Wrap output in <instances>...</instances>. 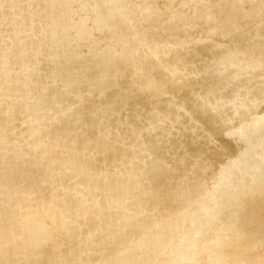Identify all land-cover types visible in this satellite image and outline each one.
Here are the masks:
<instances>
[{
    "label": "rangeland",
    "instance_id": "rangeland-1",
    "mask_svg": "<svg viewBox=\"0 0 264 264\" xmlns=\"http://www.w3.org/2000/svg\"><path fill=\"white\" fill-rule=\"evenodd\" d=\"M185 1L0 0V10L8 12L0 18V28L17 22L16 32H0V102L4 107L8 101L7 113L0 117V217L8 222L25 218V227L38 220L40 233L45 234L40 236L41 249L27 257L16 252L18 249L10 250L0 264H52L55 260L53 264H62L61 258L66 255L71 258L70 264H113L119 252L131 253L129 244L135 246L134 256L141 254L151 262L159 249L145 254L138 246L148 235L129 238L130 231L145 227L147 234L160 233L163 223L167 224L170 217L185 215L195 203L189 192L195 185L204 190L199 205L217 209L215 227L219 228H213L210 234L225 231L219 241L206 243L202 249L209 252L220 247L228 234L230 243L242 247L241 251H234L230 245L224 248L223 253L234 261L231 264H264V254L247 251L249 244L257 247V237L264 242V182L259 180L264 171L242 162L235 153L236 148L252 153V157L263 159L264 166V0H240L238 4L233 0ZM46 10L43 20L53 25L51 42L45 40L42 21ZM154 10L156 15H150L149 11ZM70 13L73 17L67 22ZM35 37H39L37 44ZM16 39L34 44L20 52L32 55L22 68L8 60ZM42 43L45 61L55 54L57 67L60 60V83L54 92H47V98L52 99V94L64 98L63 94L69 92L71 114L63 111L57 116L47 115L53 106L62 104L59 98L30 115L18 111L24 97L11 84L13 73L22 74L29 94L45 84V67L39 57ZM66 43L67 50L61 49ZM73 43H80V50L87 52L71 53L77 48ZM209 47L217 52L211 53ZM137 55L141 56L140 62L134 60ZM211 62L219 69L217 79L205 93L208 96H192L190 81H200L198 72ZM151 72L169 78L176 75L170 79L175 84L164 87L170 91L162 97L143 94L138 103H121L126 100L124 94L129 93L125 90L133 87L129 84L141 77L147 80ZM74 79L84 84L75 85ZM97 83L102 86L96 90H108L103 98L93 93L81 96L83 87L92 89ZM139 91L142 93V88ZM195 91L199 93L200 88ZM118 94L124 97L117 98ZM150 112L155 116H148ZM194 116L197 123H191ZM170 117L178 120L177 125L187 126L183 130L175 128ZM48 126L42 134L47 138L43 147L38 141L42 136L36 132ZM225 132L228 141L223 140ZM235 172L238 174L232 177L231 186L235 178L236 195L224 198L221 192L229 190L228 178ZM125 192L128 196L140 195L141 206L131 210L133 202L128 199L115 203L116 197ZM34 203L33 216L38 214V219L31 221L27 204ZM229 224L237 228L226 229ZM258 249L262 251L264 245ZM160 259L163 263L173 262L165 256Z\"/></svg>",
    "mask_w": 264,
    "mask_h": 264
},
{
    "label": "bare ground",
    "instance_id": "bare-ground-1",
    "mask_svg": "<svg viewBox=\"0 0 264 264\" xmlns=\"http://www.w3.org/2000/svg\"><path fill=\"white\" fill-rule=\"evenodd\" d=\"M187 1V0H186ZM185 1V3H186ZM201 1V0H199ZM230 1V0H228ZM236 4L239 3L240 0H233ZM184 2V0H183ZM196 3V1H194ZM238 2V3H237ZM184 3V4H185ZM188 3L189 0H188ZM193 3V4H195ZM219 3V2H218ZM222 3V2H221ZM243 3V2H242ZM187 4V3H186ZM192 4V5H193ZM220 4V3H219ZM224 6V4H223ZM195 9V7L193 8ZM4 10V9H3ZM3 10H0V18L2 17H5L7 15L6 14H3ZM196 10V9H195ZM194 10V11H195ZM48 10H46V12L44 11V15H42V21H43V25H45L46 27L45 30H46V33H45V40L46 42H51L52 41V37L51 36L53 33H52V26L53 25H48L46 23L45 20H43L44 16L47 14ZM239 12V11H238ZM46 13V14H45ZM157 13V10H154V11H149V14L152 15V16H155ZM196 13V12H194ZM209 15V14H208ZM233 15V14H232ZM235 15V14H234ZM236 15H237V12H236ZM184 17L183 15H180V17ZM207 16V15H206ZM231 16V15H230ZM229 16V17H230ZM73 17V14L70 13L68 16H67V22H70L71 19ZM207 17H210V16H207ZM151 20L154 19L152 17H150ZM178 18V17H177ZM205 18V17H204ZM203 18V19H204ZM211 18V17H210ZM234 18V16H233ZM231 18V19H233ZM209 19V18H208ZM174 20V19H173ZM182 20V19H181ZM154 21V20H153ZM175 21V20H174ZM174 21H170V22H173ZM234 21V20H233ZM88 22V21H87ZM87 22L85 24H87ZM204 23V22H203ZM171 24V23H170ZM205 24V23H204ZM207 24V23H206ZM236 25V24H235ZM170 26V25H169ZM176 26V25H174ZM172 27V26H171ZM187 27V26H186ZM78 28H80V31H82V28H81V25L78 26ZM173 28V27H172ZM167 29V27H166ZM169 29V28H168ZM176 29V28H175ZM180 29V28H179ZM186 29V28H185ZM130 30V29H129ZM174 30V28H173ZM184 30V29H183ZM7 32V33H14L17 31V22H14V23H11L7 28L5 27H2L0 28V32ZM172 31V30H170ZM169 31V32H170ZM177 31V30H176ZM171 34V33H170ZM172 35V34H171ZM173 36V35H172ZM39 38V37H38ZM35 37V40H36V43L34 44H37V39ZM217 40V39H216ZM68 42V41H67ZM201 42V41H200ZM207 42V41H206ZM212 42V41H211ZM4 43V42H3ZM191 43V42H190ZM34 44L32 45H29L28 43H25V42H22L20 39H16L15 41H13V44H12V49L11 51L13 52V55L12 57H10L8 60L11 63H16L17 64V67H23L25 66L26 64H28V62L31 60L32 58V55L31 54H26V55H20V52L22 50H26L27 48H29L30 46L32 47ZM45 43H42V46H41V49H40V64H43V66L45 67V72L43 74L44 76V82L45 84L41 87V88H38L34 91V93H28L27 92V89L26 87L24 86V79H23V76L20 72H14V77L13 79L11 80L13 83H11L15 89H17L18 91H22V94H23V101L19 104L18 106V111L19 113L22 114H26V115H30L32 113L33 110L35 109H42V108H45L46 106L49 105V103H51L52 101H56V99H60L62 101V104H59L58 106H53L51 112H46L48 116H51V114H54V115H58L60 112H66V114H71L72 112H70V105H69V102L72 101V97L70 94H67V93H64L63 96L64 98L62 97H58V94L57 96L55 94H52V99L50 97V100L51 102H48L50 100H48L47 98V92H54V88L55 86H57V84L60 83V79L59 77L57 76L58 74V71L60 69V60H59V65H57V67H54L56 66L55 63L57 61V55H50V57L47 56V60L45 61L44 60V57L46 56L45 53H44V46ZM73 45H75L77 48L75 50H72L71 53H74V54H84L86 53L87 51L84 52V50H80V48L82 47V45L80 43L78 44H75L73 43ZM181 45V44H180ZM184 45V44H183ZM190 45V44H189ZM196 45V44H195ZM211 45V44H210ZM67 43H66V46H63L61 47V49L63 50H67ZM188 46V45H187ZM203 46V45H201ZM207 46V45H205ZM200 47V46H199ZM181 48V46H180ZM207 48V47H206ZM205 48V49H206ZM214 48V47H213ZM215 48H218V47H215ZM192 49V48H190ZM204 49V48H203ZM202 50V51H205ZM57 50H60V47H57ZM195 50V49H194ZM213 50V49H212ZM10 51V52H11ZM180 51V50H179ZM187 51H190V50H187ZM193 51V50H192ZM196 51V50H195ZM209 51H210V47H209ZM215 51V50H214ZM212 51V52H214ZM177 52V51H176ZM183 52V51H181ZM211 52V51H210ZM211 52V53H212ZM217 52V51H215ZM180 53V52H178ZM177 53V54H178ZM186 53V52H185ZM11 54V53H10ZM215 54V53H214ZM167 55V54H166ZM174 56V53L172 54ZM182 55H185V54H182ZM187 55V53H186ZM206 55V54H204ZM212 55V54H211ZM158 56V55H157ZM172 56V57H173ZM181 56V55H180ZM164 57V56H163ZM162 57V58H163ZM168 57V56H167ZM171 57V58H172ZM191 57V56H190ZM195 57V56H194ZM199 57V56H198ZM208 57V56H207ZM46 58V57H45ZM133 58V57H132ZM175 58V57H174ZM185 58V57H184ZM189 58V57H188ZM157 59V57H156ZM161 59V58H160ZM176 59V58H175ZM180 59V58H178ZM134 60H137V62H140L142 59H141V56L137 55V56H134ZM153 61V60H152ZM151 61V62H152ZM142 62H145V61H142ZM148 62V61H147ZM176 62V61H175ZM63 63V62H62ZM61 63V64H62ZM213 64H215L214 62H211L210 64H208L205 69L203 71H200L198 72L199 74H201V79L200 81L199 80H195V79H192L190 81V84H191V92H192V96L195 95V94H199L201 98L203 97H207L208 95H205V93L208 92V88H209V85L212 84L218 77L217 76V70L219 68H215L213 66ZM91 68V67H90ZM257 68V67H256ZM95 69V68H93ZM251 69V68H250ZM90 70V69H89ZM76 71H80V70H76ZM154 71V70H153ZM251 71V70H250ZM242 72V71H240ZM249 72V71H248ZM87 73V71H86ZM85 72H83L81 74V76H84V79L83 81L86 82V79H85V75H86ZM245 73V71H244ZM263 73V71H262ZM158 75V76H157ZM71 76V75H70ZM172 76H176V75H170V78L168 76H166L165 74H160V73H156V72H151V74L149 75V77H147V80L143 81V78H139V81H135V83H130L129 86H133L132 88L130 89H127V88H123V90L129 92L128 94H124L125 95V98L126 100H124L123 102L121 103H138L140 101V98H141V95L143 94H147V95H152V96H155V97H159V96H164V94L170 90H168V88H164L165 85L167 84H175L174 82H171L170 79H172ZM154 77V79L148 83V79H152ZM157 77V78H156ZM179 77V76H178ZM146 79V78H145ZM241 79V78H240ZM180 80V79H179ZM258 80V79H257ZM82 80H79V83L76 79H74V82L75 85H80V83L83 82ZM176 81V79L174 80ZM264 81V80H262ZM59 82V83H58ZM83 82V84H84ZM254 82V81H253ZM247 83V82H246ZM250 83V82H249ZM47 84L50 86H52V90L50 88H48ZM110 84V83H109ZM170 84V85H171ZM245 84V83H244ZM197 85H199L197 87ZM235 85V84H234ZM233 85V86H234ZM62 86H64L62 84ZM99 86L101 88L102 84H95L94 85V88L92 89H89V88H86V87H83L82 89V95L81 96H88V95H93L95 94L96 96H99L100 98H103L104 94H106V92L108 91L107 89H102L101 90H96L95 87ZM232 86V87H233ZM246 86V85H245ZM107 87H110V85L107 84ZM241 87V86H240ZM239 87V88H240ZM243 87V86H242ZM248 87V86H247ZM142 88V93H140L141 91H139V89ZM200 88V91L199 93L195 91L198 90ZM230 89V88H228ZM250 89V88H249ZM106 90V91H105ZM251 90V89H250ZM249 90V91H250ZM254 90V89H253ZM123 91V92H125ZM248 91V90H246ZM245 91V92H246ZM256 91V90H255ZM126 92V93H127ZM252 92V91H251ZM93 93V94H92ZM119 94H122L119 93ZM117 96V98H122L124 97V95H119ZM241 94V93H239ZM245 94V93H244ZM261 94V93H260ZM54 95V96H53ZM94 95V96H95ZM232 95V94H231ZM246 95V94H245ZM247 96V95H246ZM245 96V97H246ZM238 96H235V99H238L237 98ZM248 97V96H247ZM247 99V98H246ZM259 100V99H258ZM8 103V101H6ZM238 102V101H237ZM258 102V101H257ZM7 103L6 105L3 107L2 103L0 102V117L1 115H3L6 111H7ZM256 103V102H254ZM254 103H252L254 105ZM191 105V103H190ZM263 106V104L261 105ZM190 107V106H189ZM253 107V106H252ZM258 107V110L260 109L259 107L260 106H257ZM256 107V108H257ZM249 108V107H248ZM255 108V107H254ZM255 108V109H256ZM74 110V109H73ZM222 110V109H221ZM254 110V109H252ZM251 110V111H252ZM70 112V113H69ZM258 112V111H256ZM263 114H264V111H262ZM7 113V112H6ZM248 113V111H247ZM256 114V113H254ZM150 115H153L155 116L154 113L150 112L148 116ZM163 118H167L163 113L160 114ZM173 114H169V116H172ZM197 116V113L194 114ZM196 116H194V119L192 120L193 122L191 123H197V120H196ZM250 116V115H249ZM263 116V115H262ZM46 117V115H45ZM258 117V115H257ZM247 118V117H246ZM264 118V117H263ZM10 119V118H9ZM8 119V120H9ZM57 118L54 119V121H56ZM168 119V118H167ZM171 121H175L173 124L175 128L177 129H181L182 130L184 129V127H186L187 125H177L178 124V120L175 118V117H170L169 118ZM249 119V118H248ZM251 119V117H250ZM39 121H41L40 119H38ZM44 120V119H43ZM42 120V122H43ZM252 120V119H251ZM258 122V120H256ZM27 118L24 120V123L27 125ZM31 122V121H30ZM236 122V121H235ZM253 122V121H252ZM260 122V121H259ZM55 123V122H54ZM219 123V122H218ZM228 123V122H227ZM233 123V122H232ZM50 124V122H49ZM256 124V123H255ZM261 124V123H260ZM33 125V124H32ZM251 126V125H250ZM257 126V124H256ZM259 126V125H258ZM240 127V126H239ZM251 129V128H250ZM49 130V126L48 127H44V128H41V129H38L37 130V134L41 135L42 138L41 139H38L36 137V139H38V141H40L39 143L45 147L47 145V138L44 137L42 134H46V132ZM242 130V129H241ZM258 132V131H257ZM260 132V130H259ZM203 133V132H202ZM208 133V132H207ZM212 133V132H211ZM44 134V135H45ZM167 133H165L166 135ZM194 134V133H193ZM206 134V133H205ZM192 135V134H191ZM202 135V134H201ZM37 136V135H35ZM208 136V135H207ZM262 136V135H261ZM196 137V136H195ZM198 137V136H197ZM211 137V136H210ZM165 138V137H164ZM172 138V135L171 137H169L168 140H170ZM261 138V137H260ZM197 139V138H196ZM195 139V140H196ZM199 139V138H198ZM230 139L229 135L227 132H225L223 134V140L224 141H228ZM194 140V141H195ZM204 140V139H202ZM211 140V139H210ZM213 140V139H212ZM42 142V143H41ZM168 142V141H167ZM191 144V143H190ZM204 145V144H202ZM206 145V144H205ZM263 145V144H262ZM261 146V145H260ZM256 148V147H254ZM252 148V149H254ZM261 151V150H260ZM262 152V151H261ZM235 153H238V156L240 158V160L242 162H247V164H250L251 166H255V168L258 169V171L262 170L264 171V166H263V163H262V160H258L254 157H252L250 154L252 153H243L242 149L240 150L239 148H236L235 149ZM198 155V154H197ZM141 156V155H140ZM264 157V156H263ZM262 157V158H263ZM258 158V157H257ZM220 162V161H219ZM215 166V165H214ZM221 166V165H220ZM223 166V165H222ZM218 167V166H217ZM213 168V167H212ZM211 168V169H212ZM215 168V167H214ZM247 168V167H246ZM22 169V168H21ZM30 169V168H29ZM205 169V168H204ZM210 169V171H211ZM220 169V168H219ZM223 169V168H222ZM221 169V170H222ZM26 170V168H23V173L24 171ZM256 170V169H255ZM196 172V171H195ZM21 175V178H23L25 176V174ZM208 174V173H207ZM234 174V175H233ZM231 175V177L228 178V183H229V190L227 191H223L221 192V196L224 197V198H227L230 197V196H234L235 197V190L237 189V181L236 179L234 178V185L231 186V184L233 183L232 182V177L236 176L238 173L235 172ZM249 174V173H248ZM253 177V176H252ZM180 178V177H179ZM191 178V177H189ZM261 180V183L264 182V177H259ZM158 179V178H157ZM188 179V178H187ZM186 179V181H187ZM205 179V178H204ZM247 178L243 179L244 181L246 180ZM162 180V178H161ZM179 180V179H178ZM224 180V178H223ZM165 181V180H164ZM171 181V180H170ZM257 181V180H256ZM162 182V181H160ZM167 182V181H165ZM240 182V181H239ZM238 182V183H239ZM247 182V180H246ZM245 182V183H246ZM249 182V181H248ZM251 182V181H250ZM249 182V183H250ZM243 183V182H242ZM248 183V184H249ZM190 184V183H189ZM222 184V183H221ZM241 183H239L238 185H240ZM163 185V184H162ZM169 185V184H168ZM160 186V185H159ZM242 186V185H241ZM240 186V188H242ZM245 186V185H244ZM252 187V185H250ZM155 187V186H154ZM248 187V186H247ZM188 188V187H187ZM190 188V187H189ZM205 188V187H204ZM239 188V189H240ZM250 188V187H249ZM150 190V189H149ZM187 190V189H186ZM231 190V191H230ZM242 190V189H240ZM188 191V190H187ZM189 192L191 193L190 194V197L191 195H193L191 198H193L192 200L195 199V203L189 207L187 213L185 215H182V216H173V217H170L169 221L167 224L162 225V227H159L161 228V232L160 233H157L159 231H157L156 233H154V231L151 229L153 232L150 233V234H147L146 232V228L145 227H142V228H137L135 230H132L130 231V235L131 237L129 238H132L135 236H140V237H145L144 235H148V239L147 240H144L143 244L141 246H138L139 248H143V251L145 254H153L157 248L159 249V252L156 253L157 256L154 257L153 261L149 262L148 260L146 261V259H144V257H141V254H139L140 257H137L136 255L134 256L132 253L133 251L135 250V246L134 245H130V249H131V253L129 254H126V255H122L121 252H119L120 254L119 255H115L116 258L114 259L113 261V264H117V263H120V264H231L233 263L232 262V258L230 256H228L226 253H223V250L224 248L227 246H232L234 248V251H241L242 250V247L237 244L236 242H231L230 243V240H229V236L228 234L225 236L224 240H222V245L220 247H216V248H212L209 250V252H205L202 247L207 243H215L217 241L220 240V235L224 234V233H220L219 230L218 232H216V234L214 235H211L210 234V231L213 229V228H219V227H215L216 226V222H217V218H215L214 216L216 215V212H217V209L213 208V207H210L208 205H199V198L203 195L204 193V190L199 186L195 185L194 187L190 188ZM238 192V191H237ZM240 193V191L238 192ZM127 194H129V192H125L124 194H121L120 196L116 197V200L115 203H120L122 204L125 200H129V201H132L133 202V208L131 210H134L136 207L138 208V205L140 204V198L139 196L137 195H134V196H128ZM187 197H189L187 195ZM189 197V198H190ZM189 200V199H188ZM119 204V205H120ZM35 203L32 204L30 206V204H27V209L28 207H30V212L29 213L31 215V221L32 219L33 220H36L38 219V214L37 216L34 215L33 216V213H34V207H35ZM136 205V207H135ZM141 206V204L139 205ZM204 206V207H203ZM208 206V207H207ZM7 219V218H6ZM4 220L3 217H0V224L3 223L4 226L0 227V261L1 260H6L8 258V255H9V251H14V249H18V251L16 252H22L21 254H23V256L25 255V257L27 256H30V252H34L35 250L37 249H41L42 248V243H41V238L40 236L41 235H45L43 232L40 233V224L39 222L37 223L38 220L34 221L30 226L28 227H25L24 224L22 223L23 221H25L23 219L20 218V220L17 222V221H14V222H8L7 220ZM27 219V218H26ZM7 221V222H6ZM29 221V220H28ZM122 223V222H121ZM127 223V222H126ZM40 225V226H39ZM158 225V224H157ZM237 225V224H236ZM116 226V225H115ZM158 226H161V225H158ZM158 228V229H159ZM226 229L230 230V231H233L234 228H237L234 227L232 225H226L225 227ZM42 229V227H41ZM44 229V228H43ZM116 229V227H115ZM46 230V229H45ZM235 230V229H234ZM243 230V229H242ZM240 230V231H242ZM42 231V230H41ZM123 231V230H122ZM156 231V230H155ZM129 232V231H128ZM150 232V231H149ZM148 232V233H149ZM4 233V234H3ZM261 233V232H260ZM263 234V233H262ZM262 234L260 236H262ZM123 235V234H122ZM121 235V236H122ZM252 235V234H251ZM251 235H249L248 237H250ZM108 236V235H107ZM125 236V235H123ZM119 237V236H118ZM241 237V236H240ZM247 237V238H248ZM122 238V237H121ZM126 238V236H125ZM124 238V240H126ZM128 238V239H129ZM255 238V237H254ZM18 239V240H17ZM55 239V238H54ZM116 239V238H115ZM113 239V240H115ZM123 239V238H122ZM241 239V238H240ZM57 240V238H56ZM88 240V239H87ZM112 240V238H111ZM112 240V241H113ZM118 241H121L120 239H116ZM115 240V241H116ZM90 241V240H89ZM88 241V242H89ZM116 241V242H118ZM123 241V240H122ZM259 241V242H258ZM56 242V241H55ZM130 242V241H129ZM111 243V242H110ZM122 243V242H121ZM256 246L258 248H260L261 246L263 247V241H260L259 237H257L256 239ZM120 244V243H119ZM123 244V243H122ZM86 246V244H84ZM84 245L82 247H84ZM250 246H248V249L247 251L249 253H261V254H264V249H262V251L260 249H258L257 247V250L255 251L254 249V246L252 244H249ZM260 245V246H259ZM53 247V246H52ZM89 247V245H88ZM247 247V246H246ZM64 248V247H63ZM68 248V247H67ZM76 248V247H75ZM87 248V247H86ZM137 248V247H136ZM78 249V248H77ZM118 249V248H117ZM20 250V251H19ZM53 250V249H52ZM61 250V249H60ZM63 250V249H62ZM69 250V248H68ZM84 250V248H83ZM82 250V251H83ZM7 253H6V252ZM10 251V252H11ZM77 251V250H76ZM81 251L78 250V252ZM89 251V249H88ZM87 251V252H88ZM120 251V249H119ZM64 252V251H63ZM77 252V253H78ZM85 252V251H84ZM61 253V252H59ZM69 253V252H68ZM71 253V252H70ZM80 253V252H79ZM139 253V252H138ZM55 254H57V252H55ZM66 254V252H65ZM75 254V253H74ZM81 254V253H80ZM135 254V253H134ZM143 254V252H142ZM60 254H58L59 256ZM63 255V254H62ZM78 255V254H77ZM84 255V254H83ZM48 256V255H46ZM50 256V255H49ZM85 256V255H84ZM103 256V255H102ZM168 257V258H171L173 259V262L171 263H163V261L160 259V257ZM79 257V256H78ZM112 257L114 258V256L112 255ZM9 258L11 260H13V255L11 254L9 256ZM55 257L52 258V260L54 259ZM58 258V257H57ZM63 258V257H62ZM62 264H70L71 263V258L66 255L64 259H62ZM74 261H75V258L76 257V254L74 255ZM151 258V257H150ZM29 259V262H30V257L28 258ZM27 259V260H28ZM33 259V257H32ZM80 259V258H79ZM73 260V259H72ZM78 260V259H76ZM110 260V259H109ZM112 260V259H111ZM152 260V258L150 259ZM234 260H235V257H234ZM57 260H55V262H52L53 263H56ZM60 261V260H59ZM58 261V262H59ZM9 264H16V262H10V261H7ZM6 261L1 263V264H8ZM28 262V261H27ZM100 262V261H99ZM103 262V261H102ZM111 262V261H110ZM249 262V261H248ZM104 263V262H103ZM106 263V262H105ZM260 263V262H259ZM31 264V263H30ZM48 264V263H47ZM85 264V263H84ZM90 264V263H89ZM92 264V263H91Z\"/></svg>",
    "mask_w": 264,
    "mask_h": 264
}]
</instances>
